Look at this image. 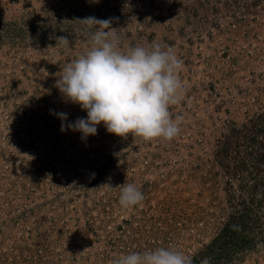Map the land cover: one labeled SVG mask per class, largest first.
I'll return each mask as SVG.
<instances>
[{"label": "rangeland", "instance_id": "obj_1", "mask_svg": "<svg viewBox=\"0 0 264 264\" xmlns=\"http://www.w3.org/2000/svg\"><path fill=\"white\" fill-rule=\"evenodd\" d=\"M89 16L112 18L120 50L156 42L183 61L173 140L61 131L50 110L87 117L55 84L89 49L76 21ZM124 183L145 197L129 210ZM160 247L264 264V0H0V264H112Z\"/></svg>", "mask_w": 264, "mask_h": 264}, {"label": "clouds", "instance_id": "obj_2", "mask_svg": "<svg viewBox=\"0 0 264 264\" xmlns=\"http://www.w3.org/2000/svg\"><path fill=\"white\" fill-rule=\"evenodd\" d=\"M89 37L85 54L64 64L55 87L61 95L87 112L86 118L68 123L64 112L50 113L61 121V131L80 132L81 138L97 134L104 125L107 132L127 138L129 134L148 142L157 138L173 140L180 132L181 116L172 117L170 106L179 104L185 92L179 73L183 61L171 47L153 42L149 47L136 46L126 52L119 49L117 30L112 18L94 16L76 20ZM57 45L68 46L67 36H59ZM121 189L119 205L129 210L143 202L142 191L131 183ZM112 264H192L184 253L160 247L144 253L133 252L115 259ZM201 264H207L202 261Z\"/></svg>", "mask_w": 264, "mask_h": 264}]
</instances>
